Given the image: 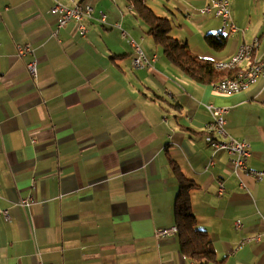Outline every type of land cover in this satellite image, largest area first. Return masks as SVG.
I'll return each instance as SVG.
<instances>
[{"label": "crops", "instance_id": "1", "mask_svg": "<svg viewBox=\"0 0 264 264\" xmlns=\"http://www.w3.org/2000/svg\"><path fill=\"white\" fill-rule=\"evenodd\" d=\"M211 1L139 0L170 21V36L194 58L226 61L254 40L252 58H261L264 0H228L221 50L205 40L223 26L200 13ZM55 2L92 8L83 37L75 22L54 35ZM149 28L134 0H0V211L8 218L0 215V264H198L181 254L178 233L154 237L176 226L171 162L194 183L191 210L211 241V264H264V177L241 176L243 188L203 134L205 107H228L223 140H246L248 169L264 171V79L221 94L171 64ZM129 41L155 57L149 69L133 68ZM25 44L32 52L19 58ZM32 60L36 81L25 69Z\"/></svg>", "mask_w": 264, "mask_h": 264}, {"label": "built area", "instance_id": "2", "mask_svg": "<svg viewBox=\"0 0 264 264\" xmlns=\"http://www.w3.org/2000/svg\"><path fill=\"white\" fill-rule=\"evenodd\" d=\"M228 9H230V4L228 0H215L211 1L206 7L200 10V13L203 15L215 13L218 17L221 18L223 26L219 32L226 31V23L228 17ZM50 13L57 17V27L54 35L56 36L58 31L64 30L70 22H75L78 25V33L81 37L85 35L86 27L84 21L91 17L92 8L90 6H82V5H74L73 7L64 6L58 2H55V5L50 8ZM99 21L102 24H105L107 21V17L103 12L99 13ZM229 29H235L236 27H229ZM134 48V57H133V68L136 70H147L149 69L153 62L154 58L149 59L143 52V50L134 42H130ZM255 44V43H254ZM239 57L241 54V46L238 48ZM17 56L22 58L26 55H29L32 50L29 44L18 45L16 47ZM238 57V59H239ZM236 59H228L226 61H219L213 64H218V68L220 67H232V63ZM25 69L29 74V77L33 80H37V64L35 60H32L25 64ZM250 76L249 85H235L230 86L228 88H233L236 86H243V91L248 89L252 84H254L259 78L264 79V68L260 69L258 73L255 75H247ZM226 89L223 88V94L226 95ZM207 112L211 116V121L204 127L203 134L204 140L207 145L212 149V155H216L217 153H224L229 158V165L231 167L232 173L239 180L240 185L244 187L241 176H247L253 178L255 181H260L264 177V171H254L249 170L247 167L248 159L251 155L250 146L246 140H233L229 138L227 141H224L223 138L227 137L225 132V119L224 117L229 113L228 107H215L213 105H207ZM213 165L212 161H209L208 167ZM224 193V187L220 184L218 187V196H222ZM33 201L32 196H28L25 199L21 200V206L28 207L29 204ZM0 215L4 216L6 220H8L6 212L0 211ZM234 227L236 229L241 228V224L239 221L234 223ZM171 228L170 229H157L154 232V237L156 239H160L163 237H170ZM259 237H256L254 240L259 241ZM247 240H243L240 243L242 246L246 243Z\"/></svg>", "mask_w": 264, "mask_h": 264}, {"label": "trees", "instance_id": "3", "mask_svg": "<svg viewBox=\"0 0 264 264\" xmlns=\"http://www.w3.org/2000/svg\"><path fill=\"white\" fill-rule=\"evenodd\" d=\"M134 2L138 6L140 17L150 27L148 34L161 47L163 55L183 74L201 84H214L233 75L231 71H227V74L220 73L213 68V63L194 58L186 44L170 36L171 23L169 20L156 16L139 0H134ZM205 40L209 47L216 50L223 49L226 44L225 38L219 36L207 35ZM171 164L178 180L174 220L180 252L184 258L194 263H215L216 256L208 235L195 227V218L190 205V191L195 187L194 183L179 173L173 162Z\"/></svg>", "mask_w": 264, "mask_h": 264}, {"label": "bare ground", "instance_id": "4", "mask_svg": "<svg viewBox=\"0 0 264 264\" xmlns=\"http://www.w3.org/2000/svg\"><path fill=\"white\" fill-rule=\"evenodd\" d=\"M230 9H228V17H227V22L230 21ZM264 23V20H263ZM229 27H235V25L230 24ZM230 33H235V29H229ZM225 33L224 32H219L218 36L219 37H224ZM255 43V44H254ZM259 48V43L257 40H254L251 43L248 44H243L241 45V54L239 57V50L234 54L233 57L230 59H236L232 63V67H220L218 68V64H213V68L218 71V72H227L231 71L233 72V75H231L229 78H225L217 83H214V88L221 94H223V88L226 89V95L228 94H236L239 92L243 91V86H236L233 88H228L230 86H235V85H249L250 83V76L247 75H255L258 73L260 69L264 68V54L262 55L261 58L259 59H253V54L255 51ZM239 57V59H238ZM249 60V63L242 67V64ZM177 233V227L174 226L171 228V234L172 236ZM193 264V263H189Z\"/></svg>", "mask_w": 264, "mask_h": 264}, {"label": "rangeland", "instance_id": "5", "mask_svg": "<svg viewBox=\"0 0 264 264\" xmlns=\"http://www.w3.org/2000/svg\"><path fill=\"white\" fill-rule=\"evenodd\" d=\"M206 7V6H205ZM204 8V7H203ZM214 13V12H213ZM129 42H133V41H129ZM140 47V46H139Z\"/></svg>", "mask_w": 264, "mask_h": 264}]
</instances>
